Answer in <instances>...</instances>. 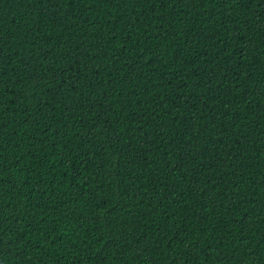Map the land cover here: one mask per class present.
Listing matches in <instances>:
<instances>
[{"label":"trees","instance_id":"1","mask_svg":"<svg viewBox=\"0 0 264 264\" xmlns=\"http://www.w3.org/2000/svg\"><path fill=\"white\" fill-rule=\"evenodd\" d=\"M0 264H264V0H0Z\"/></svg>","mask_w":264,"mask_h":264}]
</instances>
